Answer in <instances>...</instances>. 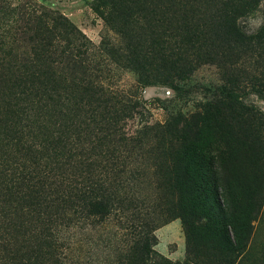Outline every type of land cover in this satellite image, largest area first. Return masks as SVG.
<instances>
[{"label": "trees", "instance_id": "1", "mask_svg": "<svg viewBox=\"0 0 264 264\" xmlns=\"http://www.w3.org/2000/svg\"><path fill=\"white\" fill-rule=\"evenodd\" d=\"M106 1V23L120 35L125 59L138 74L151 69L172 84V79L189 78L201 64H216L223 71L222 84L190 118L144 125L129 140L121 134L119 141L128 142L122 147L126 152L116 147L104 164L74 158L77 149L65 133L68 127L56 136L43 134L40 144L30 145L25 135H34L26 131L45 129L40 118L31 120L24 109L13 108L18 102L12 106L4 99L3 108L8 109L0 113V235L8 241L2 248L6 263L67 264L65 251H71L74 242L66 235L114 219L118 232L113 236L121 247L112 264H151L155 211L153 202L140 193L141 167L135 162L137 153L146 156L157 150L166 171L164 188L175 197L174 212L205 253H194L188 261L237 264L247 251L264 193V115L242 101L253 91L264 99V25L246 34L238 20L245 6L264 0H222L209 9V31L183 21L169 27L157 52L149 43L159 32L148 33L136 21L139 0ZM63 31L71 37L67 27ZM241 57L251 63L243 71L237 66L245 63ZM13 88L19 89L18 84ZM100 89L95 104L120 103ZM108 118L106 135L98 141L111 136L110 130L116 132L120 116ZM44 145L56 156L51 164L38 149ZM244 160L251 162L250 171L238 168ZM31 231L35 235L29 243ZM17 236L25 247L12 239Z\"/></svg>", "mask_w": 264, "mask_h": 264}, {"label": "rangeland", "instance_id": "2", "mask_svg": "<svg viewBox=\"0 0 264 264\" xmlns=\"http://www.w3.org/2000/svg\"><path fill=\"white\" fill-rule=\"evenodd\" d=\"M221 1L139 0L136 21L148 33L159 32L155 34V43L152 40L149 43L157 52L159 41L167 40L169 27L183 21L209 31L213 22L209 9ZM106 3V0H0V113L8 109L3 108L2 101L6 99L12 106L18 102L19 106L13 108L24 109L31 120L40 118L45 129L26 131L35 136L25 135L30 145L40 144L43 134L56 136L60 129L68 127L65 133L77 149L74 158L96 164L111 160L116 147L126 152L122 147L128 142L119 141L121 134L128 139L144 125H165L178 117L190 118L199 113L222 84L223 72L216 64H201L189 78L172 79V84L151 69L146 75L138 74L125 59L120 35L106 23ZM240 13L238 24L246 34H255L264 25V2L245 6ZM64 27L71 37L63 31ZM244 60L245 63L237 65L241 71L250 63L245 57L239 61ZM14 83L19 89L13 88ZM100 88L108 98L112 100L109 97L112 95L120 103L95 104ZM242 97L245 105L264 115L261 95L253 91ZM109 116H120L114 124L116 132L110 130L111 136L98 141L106 135ZM38 149L42 157L48 156L47 163L51 164L55 154L45 145ZM137 155L135 163L141 167L139 190L153 202L155 211L151 264H191L188 259L192 261L194 253L200 257L205 253L200 251L196 240L188 237L182 219L174 212L175 197L164 188L163 159L157 150L150 155ZM251 167V162L244 160L238 168L245 172ZM117 223L113 219L107 225L88 226L74 236L66 235L69 242H74L72 250L65 251L66 263L112 264L117 248L121 247L113 236L118 232ZM33 235L32 231L27 235L29 243ZM6 239L1 233L0 264H7L2 250L8 244ZM12 239L26 246L21 236ZM237 264H264V193L247 251Z\"/></svg>", "mask_w": 264, "mask_h": 264}]
</instances>
